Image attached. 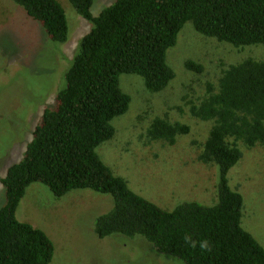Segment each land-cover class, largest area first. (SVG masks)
Here are the masks:
<instances>
[{"label": "trees", "instance_id": "trees-1", "mask_svg": "<svg viewBox=\"0 0 264 264\" xmlns=\"http://www.w3.org/2000/svg\"><path fill=\"white\" fill-rule=\"evenodd\" d=\"M14 1L41 22L52 40L67 41V15L58 0ZM69 1L91 28L65 73V87L44 109L23 158L0 177L7 193L0 208V264H51V238L16 216L34 182L44 183L56 197L84 188L111 194L114 207L95 226L101 237L142 236L159 253L184 264H264V247L242 225L243 195L228 177L242 157L240 146H264V57L231 64L217 84H205L206 95L199 102L187 103L193 117L213 121L198 159L218 166L216 204L186 201L163 209L133 191L96 152L113 138L112 120L130 106V96L119 86L122 73L141 75L153 92L165 89L175 76L167 50L187 21L199 33L241 49L264 45V0H115L97 16L92 13L94 0ZM185 65L204 70L191 60ZM189 131L188 124L156 117L147 135L171 145ZM185 234L197 241L208 239L212 250L191 248Z\"/></svg>", "mask_w": 264, "mask_h": 264}, {"label": "rangeland", "instance_id": "rangeland-1", "mask_svg": "<svg viewBox=\"0 0 264 264\" xmlns=\"http://www.w3.org/2000/svg\"><path fill=\"white\" fill-rule=\"evenodd\" d=\"M58 1L69 25L65 42L52 40L41 22L14 0H0V177L23 158L44 109L56 102L65 87V73L91 28L69 0ZM114 1L94 0L93 15ZM242 47L203 35L187 21L176 44L167 50V63L175 76L165 89L153 92L141 75L122 73L119 86L131 102L127 112L112 120L113 138L97 146L101 160L133 191L163 209L173 210L186 201L216 204L218 166L198 159L213 121L193 117L187 103L199 102L205 84H217L231 64L264 57V45ZM187 60L201 64L203 72L188 69ZM156 117L188 124L190 131L171 145L152 140L147 129ZM240 148L242 157L230 169L229 183L244 198L243 227L264 247V146ZM6 203L0 181V208ZM114 204L109 193L84 188L56 197L44 183L34 182L16 216L51 238L55 248L51 264H176L178 258L159 253L142 236H99L97 219Z\"/></svg>", "mask_w": 264, "mask_h": 264}, {"label": "clouds", "instance_id": "clouds-1", "mask_svg": "<svg viewBox=\"0 0 264 264\" xmlns=\"http://www.w3.org/2000/svg\"><path fill=\"white\" fill-rule=\"evenodd\" d=\"M186 245L195 249L197 247L200 248L201 252H210L212 250L211 243L208 239H202L200 241L194 240L190 234H185L183 237ZM176 264H183L182 260L177 259Z\"/></svg>", "mask_w": 264, "mask_h": 264}]
</instances>
